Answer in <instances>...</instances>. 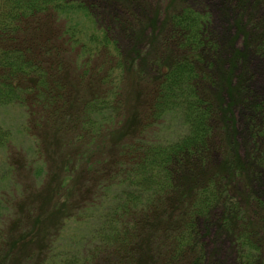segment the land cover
<instances>
[{
	"label": "trees",
	"instance_id": "trees-1",
	"mask_svg": "<svg viewBox=\"0 0 264 264\" xmlns=\"http://www.w3.org/2000/svg\"><path fill=\"white\" fill-rule=\"evenodd\" d=\"M154 1L0 0V264H264V0Z\"/></svg>",
	"mask_w": 264,
	"mask_h": 264
},
{
	"label": "rangeland",
	"instance_id": "rangeland-1",
	"mask_svg": "<svg viewBox=\"0 0 264 264\" xmlns=\"http://www.w3.org/2000/svg\"><path fill=\"white\" fill-rule=\"evenodd\" d=\"M173 0H159V2H157V0H155L153 3V5H149V7L147 8L151 13L154 12V10H156V7L158 6L157 4H161V6L166 7L167 5H169ZM157 2V3H156ZM220 3L219 0H215V5L218 6V4ZM225 7L223 5V3L221 2L219 4V8H223ZM145 14V13H144ZM216 18L219 17L218 12H216L215 14ZM231 35L229 34V37ZM239 45H241V47L243 46V42L242 40H240L238 42ZM132 77V76H131ZM129 91L131 94V101H130V106L128 107V111L131 115L136 114L137 112V104L139 102V93H140V85L137 83V81H135V79L132 77L131 79H129ZM22 112L20 111H12L10 113L7 114V120L9 123H12L13 125L17 126V130L21 127V123L22 120L19 121L18 125L16 124V121L19 119H22ZM182 130V127L180 125V122L178 120L172 119L170 118L167 122H165L161 127H156L153 128L152 130H150L147 134V137L149 138H165V139H171L173 137H175V135H177L180 131ZM21 143V142H20ZM19 144V143H18ZM16 145V148H19V145ZM17 169L19 170V173H16V181L22 183V184H26V185H30V182L32 180V177L30 175V173H28L26 171V169H23L22 167H19L17 165ZM42 190H44V188L42 187ZM11 203V202H10ZM10 211H11V215H9V220H7V224L4 223L5 226H10L13 228L14 231H17V233H20V228L18 227L17 229L14 227L13 223H15L20 216V207L18 208L17 204L10 205ZM61 215H55L53 218H51L49 220V222H47L43 227H38V231L36 230V234L38 238V243H40V248H46L47 246H52L53 248H55V250L57 251H62L64 250V248L66 246H68V240L67 238H69V236H73L76 233H79L80 228H79V224L77 223H72L71 225L69 224L68 226H66L65 230L56 237V229L59 228L58 226V222L61 221ZM3 226V223L1 224ZM18 235V234H16ZM225 239V238H223ZM20 243V242H19ZM18 243V245H19ZM55 245H52V244ZM27 244V243H26ZM18 245H16L17 247H15V249L12 250L11 252V257H10V264H25L24 259H21L19 262V258L22 255L23 249L22 251H18ZM20 247H23L22 244L19 245ZM217 247H219L222 250V254H224L227 263L228 264H233L234 263V259L231 256V250H230V246L227 240H224V242L222 240H218Z\"/></svg>",
	"mask_w": 264,
	"mask_h": 264
}]
</instances>
